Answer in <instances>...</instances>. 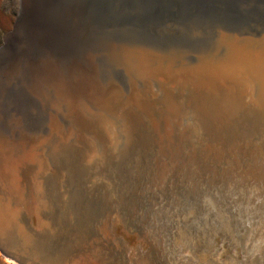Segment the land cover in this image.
Instances as JSON below:
<instances>
[{
  "label": "water",
  "instance_id": "1",
  "mask_svg": "<svg viewBox=\"0 0 264 264\" xmlns=\"http://www.w3.org/2000/svg\"><path fill=\"white\" fill-rule=\"evenodd\" d=\"M212 91L172 86L161 110L128 107L131 145L95 172L73 143L37 177L0 150V252L19 264H264V109L226 117Z\"/></svg>",
  "mask_w": 264,
  "mask_h": 264
},
{
  "label": "rangeland",
  "instance_id": "2",
  "mask_svg": "<svg viewBox=\"0 0 264 264\" xmlns=\"http://www.w3.org/2000/svg\"><path fill=\"white\" fill-rule=\"evenodd\" d=\"M263 31L264 0H0V142L37 177L41 156L49 163L51 145L75 143L70 137L39 138L53 126L47 100L56 98L60 84L74 87L73 105L84 112L107 114L121 105V113L140 108L135 101L142 97L128 98L134 75L127 64L140 54L123 50L145 46L217 58L225 49L217 44L221 36ZM66 117L58 115V123L69 126ZM157 126L161 137L173 128L169 122ZM81 131L83 139L90 136L86 126ZM23 134L35 141L22 144ZM0 264L19 263L0 252Z\"/></svg>",
  "mask_w": 264,
  "mask_h": 264
},
{
  "label": "bare ground",
  "instance_id": "3",
  "mask_svg": "<svg viewBox=\"0 0 264 264\" xmlns=\"http://www.w3.org/2000/svg\"><path fill=\"white\" fill-rule=\"evenodd\" d=\"M238 38V36L233 37V35L221 36L217 44L223 43L226 52L217 58L212 53H201L196 60V66L198 68H188V70L185 68L188 64L184 65L188 63V59L184 55H177L175 52H159L146 47L123 50L126 56L140 54L134 58V63L128 62L127 64L134 75L132 77L133 85L129 95L127 94L129 101L131 102V98L135 96L142 95L138 103L135 101L136 105L139 106L141 103L140 108H142L145 104L155 103L156 106H160L158 108L161 110L163 107L161 106V100L168 97V92L167 89H164V85L171 84L172 86L182 87V89L185 86L187 87V93L192 95L191 91L193 86L195 83H199L200 86L214 89L217 92L218 101L225 107L224 109L227 110L226 113L239 110L238 108L241 107H256L258 110L264 109V35L262 39L261 36L259 38ZM150 53L157 55L153 56ZM105 81L107 80L105 79ZM145 87L149 88V91ZM58 88L60 90L56 98H48L47 100V103L53 111L50 115L53 126L49 129L46 137L39 138H47L46 140L53 137L62 139L67 137L75 138V143L73 144L83 146V161L88 164L87 167L92 172H95L93 169L99 168L104 163L108 153L119 156L122 151L131 145L133 136L130 131V120L126 110L119 113V107L121 105L117 106V108L112 107L107 111V114H102L100 111L92 113V111L87 110L86 112L91 115L90 117L93 122L90 121L95 126H86L81 123L80 119L85 113L84 107L81 105H73L74 99H71L73 96H76V94L73 95L74 87H71V89L70 84L63 85L62 83ZM244 98L247 99V102L244 101ZM233 102L238 104V106H233ZM187 109L185 114H183L182 122L189 120V126H191L197 122L198 117L196 113L190 111V108ZM154 111L157 112L156 109ZM58 115L67 116L69 126L58 123ZM229 115V113L224 114L226 117ZM85 126L90 131V136L83 139L81 129ZM23 135L21 140L22 144L35 141L33 139L31 140L30 136ZM7 146V143L0 142L1 150L6 149ZM52 147V145L49 147L50 150L47 154L49 163L52 160L50 151L55 149V147L53 149ZM41 157L42 161L38 163V174H44L49 170V163L46 161V156L42 155ZM36 160H39V158ZM162 184L161 182L160 185Z\"/></svg>",
  "mask_w": 264,
  "mask_h": 264
}]
</instances>
